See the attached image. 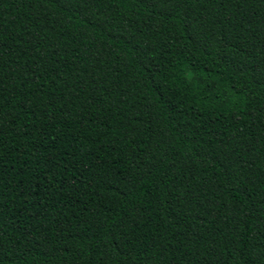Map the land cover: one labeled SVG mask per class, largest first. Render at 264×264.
Wrapping results in <instances>:
<instances>
[{"label":"trees","instance_id":"16d2710c","mask_svg":"<svg viewBox=\"0 0 264 264\" xmlns=\"http://www.w3.org/2000/svg\"><path fill=\"white\" fill-rule=\"evenodd\" d=\"M0 264H264V0H0Z\"/></svg>","mask_w":264,"mask_h":264}]
</instances>
